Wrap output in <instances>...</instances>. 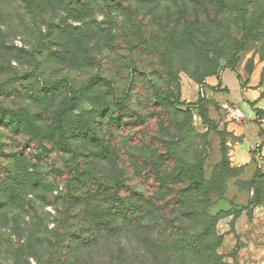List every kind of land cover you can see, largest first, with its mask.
Returning a JSON list of instances; mask_svg holds the SVG:
<instances>
[{"label":"rangeland","instance_id":"obj_1","mask_svg":"<svg viewBox=\"0 0 264 264\" xmlns=\"http://www.w3.org/2000/svg\"><path fill=\"white\" fill-rule=\"evenodd\" d=\"M98 177L142 264H264V0H0V264H52Z\"/></svg>","mask_w":264,"mask_h":264},{"label":"trees","instance_id":"obj_2","mask_svg":"<svg viewBox=\"0 0 264 264\" xmlns=\"http://www.w3.org/2000/svg\"><path fill=\"white\" fill-rule=\"evenodd\" d=\"M132 69L135 72L138 71L136 67ZM237 80H239L238 77ZM132 83L133 79L126 87L125 95L131 91ZM55 84H58V81ZM195 84L199 88L204 87L201 80L195 81ZM82 93V90L76 91L71 103L75 105ZM125 97L117 102L125 104ZM69 109L74 110L72 106ZM60 115L58 113L57 119ZM125 117L126 115L123 119ZM56 129L61 131L57 124ZM82 178L83 176H80V179ZM118 181L117 183L122 182L120 179ZM110 182L115 180L98 177L96 181L92 180L95 186L67 190V195L62 197V203L73 204L69 208L74 205L94 207L92 210H85L81 215L77 230L74 232L68 230L65 240H60V245L64 246V249L62 248L63 252L59 257L52 260V264H142V251H144L142 240L145 238L143 236L145 232L141 226L142 217L143 214L149 215L152 212L147 207H145L147 210L143 212L141 194L128 193L117 186V190H108L106 187ZM258 186L259 184L254 185V190L258 191ZM104 203H109V206L106 209H100L99 205ZM126 241L129 245H126ZM148 245L151 249L150 264H156L157 248L150 241Z\"/></svg>","mask_w":264,"mask_h":264},{"label":"crops","instance_id":"obj_3","mask_svg":"<svg viewBox=\"0 0 264 264\" xmlns=\"http://www.w3.org/2000/svg\"><path fill=\"white\" fill-rule=\"evenodd\" d=\"M216 77H210V78H208L207 80H206V82H205V84H206V87L207 88H205L204 90H211V88H213V87H215L216 85ZM218 84V83H217ZM195 86H196V89H197V91H200L199 90V87L195 84Z\"/></svg>","mask_w":264,"mask_h":264},{"label":"built area","instance_id":"obj_4","mask_svg":"<svg viewBox=\"0 0 264 264\" xmlns=\"http://www.w3.org/2000/svg\"><path fill=\"white\" fill-rule=\"evenodd\" d=\"M236 114V113H235ZM237 116H240V113L239 112H237Z\"/></svg>","mask_w":264,"mask_h":264}]
</instances>
